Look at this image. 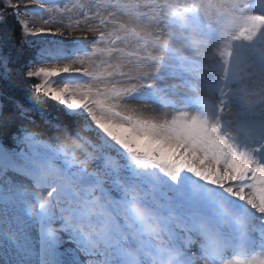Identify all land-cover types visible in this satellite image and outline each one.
Returning a JSON list of instances; mask_svg holds the SVG:
<instances>
[{"label": "snow or ice", "instance_id": "snow-or-ice-1", "mask_svg": "<svg viewBox=\"0 0 264 264\" xmlns=\"http://www.w3.org/2000/svg\"><path fill=\"white\" fill-rule=\"evenodd\" d=\"M3 3L0 22L14 11L21 44L35 50L22 64L33 105L42 104L41 97L57 102L74 122L83 119L101 134L123 163L104 160L106 181L95 172L79 178L98 185L97 219L109 225L93 241L74 222L83 218L72 207L83 193L73 189L76 173L66 162L63 169L53 166V137L21 128L13 136L16 147L0 143V264H165L180 249L186 264H264V122L249 144L232 143L209 123L201 98L180 97L177 103L160 87L201 67L173 47V29L209 35L219 62L212 67L221 78L205 80L203 87L218 97L222 113L232 102L234 62L264 70V0H27L24 10L13 0ZM0 48H7L6 40ZM31 54L25 49L16 61ZM12 61L11 52H0L5 79ZM153 103L171 115L156 120L132 107ZM16 107L21 115L28 111ZM9 172L24 180L9 178ZM134 181L168 213L161 222L174 248L147 238L151 229L126 195ZM40 193L57 204L58 216ZM225 203L244 213L246 230L226 216ZM55 220L61 226L53 232Z\"/></svg>", "mask_w": 264, "mask_h": 264}, {"label": "clouds", "instance_id": "clouds-1", "mask_svg": "<svg viewBox=\"0 0 264 264\" xmlns=\"http://www.w3.org/2000/svg\"><path fill=\"white\" fill-rule=\"evenodd\" d=\"M188 36L186 39L185 37ZM173 47L180 55L186 56L196 61L201 67L199 71H188L183 79H173L167 82V86L161 84L164 89L162 95H169L180 103V97H199L204 101L202 105L204 113L211 125H218L222 136L235 144H249L254 138V129L258 124L264 122V70L249 64L247 67H238L234 62L233 71L237 72L236 79L232 82L231 88L233 96L231 104L226 106L220 113L217 111L218 97L210 93L203 87L205 80H219L221 71L213 68L218 64L214 55L215 41L209 35H201L199 32H192L190 35L173 29ZM174 63V61H170ZM148 73L156 71L155 68L145 69ZM187 81V83H185ZM174 90V94H173ZM141 114L162 120L171 115L169 108H161L157 111H149L140 105H132ZM53 143L56 147V159L52 160L54 167L63 169L65 162L70 170L76 173V179L72 183L75 191L83 193L80 200L76 201L72 207L78 208L82 219L75 221L80 232L88 240H96L109 227L108 223L97 219L98 207L94 201L98 200L99 187L95 183L87 185L81 183L79 178L95 172L100 180L106 181L109 168L102 167L106 158L113 162L119 161L116 153L105 143L101 134L91 129V126L83 119L78 124L75 131L67 128L57 129L53 136ZM138 171L141 170L137 166ZM130 201L131 208L136 216L151 229L148 239L151 243L160 248H174L175 245L163 230L161 217H167L168 213L157 208L152 201V195L147 187L139 182H131L127 186L126 193ZM41 199L45 201L47 210L58 216L57 204L48 199L46 193H40ZM29 204L33 211H39V203L29 198ZM223 212L241 228L246 230L249 223L242 211L233 209L230 204L225 203ZM206 222V221H205ZM61 226L59 220H55L51 225L53 232ZM212 237L219 242L221 236L213 233ZM183 249L175 252V259L165 261V264H186L183 258ZM196 264H206L204 260H197Z\"/></svg>", "mask_w": 264, "mask_h": 264}, {"label": "trees", "instance_id": "trees-1", "mask_svg": "<svg viewBox=\"0 0 264 264\" xmlns=\"http://www.w3.org/2000/svg\"><path fill=\"white\" fill-rule=\"evenodd\" d=\"M3 7V0H0V8ZM23 39L16 13L9 9L6 20L0 22V40L7 41V48H0V52H11L13 56V61L9 64L11 71L7 79L3 77V69L0 68V136L7 141L10 131L14 130L18 123L21 125L20 123L25 122L26 119L23 120L19 116L20 111L16 107L17 104L30 109L32 120L30 131L37 132L48 139L53 137L57 129L46 123L45 119L60 124L62 127L67 126L66 128L70 131H75L80 121L74 122L72 117L66 115L63 106L58 105L57 102L41 97L44 102L40 105H33L31 97L34 93L31 89V82L23 76L22 69V64L26 63L32 54L21 55L20 61H16V55L24 54L25 49L32 53L29 45L21 44Z\"/></svg>", "mask_w": 264, "mask_h": 264}, {"label": "rangeland", "instance_id": "rangeland-1", "mask_svg": "<svg viewBox=\"0 0 264 264\" xmlns=\"http://www.w3.org/2000/svg\"><path fill=\"white\" fill-rule=\"evenodd\" d=\"M13 3H14V4H15V3H19L21 9L25 8V4H26V3H21V2H19V1H17V0H13ZM30 24H31V21H30ZM74 35H75V36H79L80 33H74ZM147 109H148L149 111H153V109H155L157 112L160 110L159 106H158L157 104H155V103H153V104L151 105V107H149V108H147Z\"/></svg>", "mask_w": 264, "mask_h": 264}]
</instances>
